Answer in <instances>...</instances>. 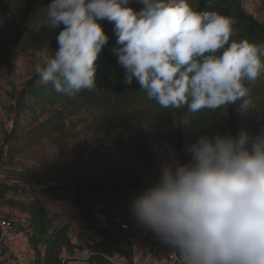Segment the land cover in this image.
<instances>
[{"label":"clouds","instance_id":"clouds-1","mask_svg":"<svg viewBox=\"0 0 264 264\" xmlns=\"http://www.w3.org/2000/svg\"><path fill=\"white\" fill-rule=\"evenodd\" d=\"M51 0L43 25L63 29L58 48L40 54L41 83L69 98L97 89L98 55L113 24V48L126 85L137 81L161 108L192 114L236 105L247 111L264 72V45L232 40L233 21L194 11L187 0ZM181 159L169 147L155 181L131 203L140 226L173 249L182 264H264V132L200 135ZM126 227V225H125Z\"/></svg>","mask_w":264,"mask_h":264},{"label":"trees","instance_id":"trees-1","mask_svg":"<svg viewBox=\"0 0 264 264\" xmlns=\"http://www.w3.org/2000/svg\"><path fill=\"white\" fill-rule=\"evenodd\" d=\"M193 1L189 5L194 11L217 12L233 21L234 35L230 37V42L247 39L264 45V0L258 2L262 21L255 20L231 0ZM50 2L0 0V82L11 76L12 62L18 52L47 51L51 55L58 48L56 37L64 25L55 29L43 25L42 9ZM99 23L108 41L95 61L97 89L85 90L69 98L56 93L51 84L41 83L34 71L14 97V119L0 145L1 166L5 165V159L13 158L44 140L57 143L66 135L67 121L82 112L88 115L89 125L96 131L129 133L137 123L151 126L155 134L166 131L167 135H173L172 145L180 158L185 153V124L190 123L197 114L205 115L207 128L217 129L221 135L245 131L240 123L242 114L238 112L240 101L215 111L205 109L192 114L186 106L180 110L161 108L147 98L135 80L131 85H126L123 82L124 70L113 51V48L119 47L113 24L107 21ZM245 83L250 89L247 99L252 109L248 120L259 134L264 132V72L254 83ZM254 112L258 113L256 117ZM41 118L44 120L41 121ZM36 185L39 194L57 202H70L87 222L86 238L74 244L69 223L47 225L45 221L50 220L51 216L49 210L38 200L28 203L26 210L36 218L32 223L35 233L30 237L37 254L36 264H133L132 243L143 227L139 224L128 225V230H123L121 226L124 220L134 219L130 212L132 200L145 188L94 181L78 174L69 183L55 181ZM19 189V180L14 179L10 184L0 181V205L17 206L18 203L13 202L8 194ZM113 196L124 200L127 198L120 211L113 210ZM65 252L69 255L65 256ZM81 254L85 256L77 257ZM0 264L4 262L0 261Z\"/></svg>","mask_w":264,"mask_h":264},{"label":"rangeland","instance_id":"rangeland-1","mask_svg":"<svg viewBox=\"0 0 264 264\" xmlns=\"http://www.w3.org/2000/svg\"><path fill=\"white\" fill-rule=\"evenodd\" d=\"M235 5L249 12L255 20L262 21V10L259 0H231ZM188 4L194 3L187 0ZM130 7L139 10L142 5L130 0ZM44 51H30L27 53L18 52L12 62V74L0 83L3 100L2 110L8 115L3 121L0 131V145L3 135L10 130L7 124L14 119L13 106L4 101L14 102V97L25 85L26 81L33 76L34 65L39 62L40 54ZM226 107V106H224ZM240 123L245 131L257 134L253 123L248 120L252 109L240 111ZM255 117L258 113L254 112ZM29 116V115H27ZM192 121L185 124V153L181 159H187V147L200 135L207 134L212 137L220 134L217 129L210 130L205 123V115L197 114ZM41 121L44 118L40 119ZM5 124V125H4ZM217 126V125H216ZM173 135L166 133L155 134L151 126L145 123H137L129 133L119 131H96L89 125L88 115L84 112L75 115L67 121L66 135L57 143L44 140L40 144L26 149L13 158L4 160L5 165H0V181L10 184L14 179L19 180L20 189L17 192H10L13 202L17 206L0 205V217H9L13 220L14 229L17 232L26 230L28 238L27 252H34V260H37L36 250L30 243V237L34 235L33 221L35 215L26 210V205L34 200L42 203L51 213L50 220L45 221L47 225H55L66 221L71 222L72 240L82 241L86 238V220L75 210L73 217L70 215V202L64 204L52 200L49 196L39 194L36 184L54 183L61 181L71 182L75 175H85L94 181L118 182L122 185L130 184V187L142 189L153 183L156 179V170L162 159L167 157L169 147L173 148ZM127 198H111L113 210L120 211L121 206ZM102 220V219H100ZM123 224L137 225L135 219L124 220ZM26 225L27 227H23ZM30 232V233H29ZM25 234V235H26ZM4 255L6 248L2 247Z\"/></svg>","mask_w":264,"mask_h":264},{"label":"built area","instance_id":"built-area-1","mask_svg":"<svg viewBox=\"0 0 264 264\" xmlns=\"http://www.w3.org/2000/svg\"><path fill=\"white\" fill-rule=\"evenodd\" d=\"M1 87V85H0ZM122 224L123 230L128 226ZM16 232L13 221L7 217H0V256L1 248L14 240ZM133 264H182L178 254L173 249L162 243L151 231L140 233L132 243ZM28 255L25 252L16 253L7 264H25Z\"/></svg>","mask_w":264,"mask_h":264},{"label":"crops","instance_id":"crops-1","mask_svg":"<svg viewBox=\"0 0 264 264\" xmlns=\"http://www.w3.org/2000/svg\"><path fill=\"white\" fill-rule=\"evenodd\" d=\"M0 85H1V87H3V85L1 83H0ZM1 97H2V92L0 91V99H1ZM2 102H3V100H0V131L2 129L1 127H3L2 126L3 121H6L8 119V115L6 114L5 110L4 109L2 110V106H4V104H2ZM4 103H8V104H11L12 106H14V102L13 101L11 102L10 100L4 101ZM8 125L9 126L11 125V121L7 124V126ZM62 203L67 204L66 202H62ZM68 212H70V215H69V213L66 214L68 217H73V215L75 214V210L72 207L70 208V211H68ZM63 223L71 224V222H69V221H66ZM57 224H59V223H57ZM22 226L25 228L27 227L26 225H22ZM71 230H72V226L70 225V231ZM146 231L147 230H145L143 228L141 233L142 234L146 233ZM25 234H26V230H22V232L21 231L17 232V235L15 236L14 240L5 245L6 252L4 253V255L0 256V261L4 262V264H7L10 261V259H12L16 253L25 252L28 255L25 264H36L37 263V260H34V257H35L34 252L31 249L28 250V252L26 250L27 245L29 243V241L27 239L28 238L27 236H29V234H26V235ZM70 237H71V235H70ZM71 240H72V238H71ZM72 243H74V244L78 243V241L76 240V237H75V240H72ZM64 255L68 256L69 253L65 252ZM84 256H85L84 254L77 255V257H80V258H83ZM80 264H82V263H80Z\"/></svg>","mask_w":264,"mask_h":264}]
</instances>
